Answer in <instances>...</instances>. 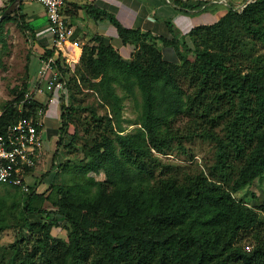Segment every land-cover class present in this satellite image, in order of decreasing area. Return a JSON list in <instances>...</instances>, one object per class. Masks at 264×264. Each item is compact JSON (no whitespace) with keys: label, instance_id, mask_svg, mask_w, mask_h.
I'll list each match as a JSON object with an SVG mask.
<instances>
[{"label":"trees","instance_id":"trees-1","mask_svg":"<svg viewBox=\"0 0 264 264\" xmlns=\"http://www.w3.org/2000/svg\"><path fill=\"white\" fill-rule=\"evenodd\" d=\"M26 1L0 22L1 44L3 26L11 22L33 43L21 13ZM240 4V10L228 5L214 24L170 39L125 29L110 14L88 11L93 20H106L122 45H131L134 52L123 61L98 35L81 45L66 85L68 103L60 106L56 144L64 137L65 146L71 144L80 129L91 127L96 134L81 146L83 159L76 165L53 164L49 170L72 171L77 182L66 187L50 183L39 194L41 178L27 194L13 188L10 208L17 207L20 218L11 224L0 214V231L12 227L18 243L25 236L33 242L21 253L15 249L6 264H264L262 216L232 197L264 173V0ZM174 5L203 10L206 2L174 0ZM157 42L175 49L178 57L177 47L183 48L193 61H164ZM43 55L51 53L43 50ZM72 84L76 93L86 87L97 95L102 116L91 107L69 104ZM25 90L26 84L2 105L0 130L27 115L24 104L19 113L12 110ZM136 93L141 111L130 123L121 119L122 101ZM84 111L89 119L81 117ZM177 116L188 117L182 130L171 128ZM123 122L138 127L122 134ZM194 137L213 143L208 176L195 170L182 181L174 176L155 180L160 163L151 151L165 155L173 141ZM99 171L103 182L86 176ZM33 203H47L49 209L36 210L39 217L31 222L27 216ZM3 208L1 199L0 212ZM57 219L66 225L63 240L50 233ZM249 233L254 245L245 252L240 235Z\"/></svg>","mask_w":264,"mask_h":264},{"label":"rangeland","instance_id":"rangeland-1","mask_svg":"<svg viewBox=\"0 0 264 264\" xmlns=\"http://www.w3.org/2000/svg\"><path fill=\"white\" fill-rule=\"evenodd\" d=\"M218 2L219 0H212ZM241 0H227V5L234 6L236 10H240L243 4H240ZM209 3V1H208ZM34 7H40L38 4H34ZM228 9V8H227ZM23 34L17 27L16 23L11 22L3 26L0 43V112L3 104L10 102L14 95H16L20 88L34 77L37 70V62L33 54V43L30 44V37ZM34 41V36H33ZM85 43V42H83ZM156 47L161 53L162 59L168 63L175 65L179 64L180 59L188 63L193 61V55L186 52L183 48L177 47L180 53L179 57L175 54V49L169 46H162L159 42L156 43ZM34 50V49H33ZM264 50V49H262ZM129 61V60H128ZM180 85L183 88H187V84L180 80ZM74 94V100L69 101V104L80 107H91L95 110L97 116H102L104 111L99 106L97 95L86 87L81 88V91L76 93V89L72 84L70 89ZM118 93V91H117ZM65 105L68 100L66 97ZM140 97L136 93L134 98H126L122 101L121 107V119L130 123H135L140 115ZM86 116L89 119L88 111H84L81 117ZM53 121H45V127L42 133V161L33 170V174L36 180L40 179V183L36 187V193H44L48 184L61 185L63 187L69 186L78 181L74 173H50L49 170L53 164L66 163L68 167L76 165L78 161L83 159V151L81 146L88 145L95 136L94 128H87V132H83L79 127L77 137L71 144L66 145L67 139L64 137L59 144H56L58 139V116L52 118ZM187 116H177L171 122L172 129L182 130L188 123ZM121 127L124 130L122 134L130 133L133 129L137 128V125H130L129 123H121ZM217 131V130H215ZM182 133V132H180ZM181 148V149H180ZM151 153L159 160L160 168L154 169V179L164 178L165 176H174L178 181L183 180V175H187L195 170H200L206 176H208V169L213 160V143L207 142L197 137L189 139H181L179 142L173 141V146L170 152L165 155ZM189 155L191 159L189 160ZM46 173V176H42ZM87 177L93 178L96 182H103L104 175L101 171L98 173L89 172ZM29 182V181H28ZM109 190L110 188L107 187ZM15 193L13 188L0 186V201L3 200L4 208L0 214L5 219H11L9 223L19 221V215L17 214V207L10 208L9 196ZM232 197L238 201H241L245 206L253 208L257 213L262 216V222H264V173L259 180H253L250 185L244 187L240 191L232 194ZM47 210L49 205L47 203L36 204L33 203L29 210L31 213L27 216L29 221H36L39 217L36 210ZM44 218V215H41ZM54 225L50 231L51 235L60 239L65 238L66 225L61 219L54 221ZM264 226V224H263ZM241 240L239 245L243 248L248 246L250 250L254 245V241L249 234H241ZM17 232L15 228L8 227L0 231V258L3 257V264H6L9 257L12 255L15 249H18L20 253L24 249H30L33 242L31 236H25L24 240L18 243ZM262 238V236H261Z\"/></svg>","mask_w":264,"mask_h":264},{"label":"built area","instance_id":"built-area-1","mask_svg":"<svg viewBox=\"0 0 264 264\" xmlns=\"http://www.w3.org/2000/svg\"><path fill=\"white\" fill-rule=\"evenodd\" d=\"M66 1L27 0L43 9L49 34L47 50L51 56L46 57L43 52L37 56L35 75L27 83L21 103L12 106V110L19 113L24 104L27 115L0 130V185L25 194L36 181L32 170L42 161L45 121L59 116L60 106L67 96L66 85L73 78V66L79 59L77 53L81 44L73 38V29L61 14ZM57 60L59 65L55 64ZM243 250L249 252L250 248L244 246Z\"/></svg>","mask_w":264,"mask_h":264},{"label":"crops","instance_id":"crops-1","mask_svg":"<svg viewBox=\"0 0 264 264\" xmlns=\"http://www.w3.org/2000/svg\"><path fill=\"white\" fill-rule=\"evenodd\" d=\"M7 1L0 0V13L8 6ZM180 1H185L187 5L205 1L206 5L203 10L186 11L177 8L174 0H67L61 9V14L66 23L72 27L73 38L81 45L92 35H98L123 61H128L133 55V47L122 45L114 28L104 19L93 20L88 15V11L93 8L110 14L125 29H135L152 36L170 39V35L179 38L187 35L195 27L214 24L228 8L227 0H219L216 3L212 0ZM34 4L23 2L21 13L24 14L27 26L34 34L32 55L36 59L43 50L49 48V34L43 9L40 5L34 7ZM168 25L171 27L170 31ZM77 54L79 57L80 51ZM77 61L78 59L76 63ZM52 118L54 117L46 121H53Z\"/></svg>","mask_w":264,"mask_h":264},{"label":"water","instance_id":"water-1","mask_svg":"<svg viewBox=\"0 0 264 264\" xmlns=\"http://www.w3.org/2000/svg\"><path fill=\"white\" fill-rule=\"evenodd\" d=\"M23 0H13L0 14V22L8 15H10L12 12L16 11L18 9L19 4Z\"/></svg>","mask_w":264,"mask_h":264},{"label":"bare ground","instance_id":"bare-ground-1","mask_svg":"<svg viewBox=\"0 0 264 264\" xmlns=\"http://www.w3.org/2000/svg\"><path fill=\"white\" fill-rule=\"evenodd\" d=\"M75 54H76V51H75Z\"/></svg>","mask_w":264,"mask_h":264}]
</instances>
